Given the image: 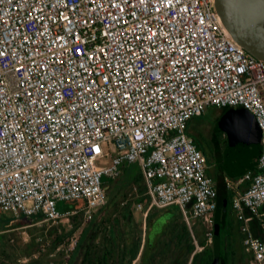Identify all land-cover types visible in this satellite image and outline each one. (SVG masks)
Segmentation results:
<instances>
[{"label":"built area","instance_id":"obj_1","mask_svg":"<svg viewBox=\"0 0 264 264\" xmlns=\"http://www.w3.org/2000/svg\"><path fill=\"white\" fill-rule=\"evenodd\" d=\"M212 3L0 0V211L54 223L79 212L58 201L81 200L91 219L107 198L102 177L135 163L144 217L177 205L211 243L216 188L187 123L243 107L262 148L230 205L245 252L264 264V61L227 35Z\"/></svg>","mask_w":264,"mask_h":264},{"label":"trees","instance_id":"obj_2","mask_svg":"<svg viewBox=\"0 0 264 264\" xmlns=\"http://www.w3.org/2000/svg\"><path fill=\"white\" fill-rule=\"evenodd\" d=\"M228 108L237 107H225L224 109L227 110ZM250 171H257V164ZM118 176L123 177L124 181L128 180L127 189H124L119 197H107L105 204L99 208L97 214L92 219H89L88 223L81 230L77 244L73 249V252L81 256L80 264H130L141 251L143 221H133L131 211L127 210L126 214L123 215L122 210L125 204L126 207L130 204L124 202L128 198V190L133 193V201L142 204L143 207L147 206L149 198L145 194L146 187L143 176L135 163L123 164ZM244 176V174H241L236 178ZM109 182H112V178ZM102 184L106 187L107 182L102 181ZM230 193V189H228L226 206L224 209H221L219 227L220 257L218 264H234L235 253L234 243L232 242L235 240V237L231 239L226 237V228L229 224H232L229 219V215H232L229 202ZM128 202H131V200ZM159 210L152 207L148 211L144 222L146 226H149L151 221L160 214L161 211ZM80 215L81 212L72 214V222H75L76 218ZM24 218L26 216L20 215L17 219H4L0 215V264L18 263L21 258L31 257V254L39 250L37 242L34 241L35 239H31V241L25 243L18 250V255L15 253V249L11 245H8V240L10 239L5 236L10 231L7 230H10L11 227L19 226L18 222ZM49 234H54V238L48 245V252L53 250L60 241H63V237L67 233H60L58 227L53 226L49 229ZM157 234L156 243L152 251L148 253V255H153L154 263L211 264L214 259L213 239L211 243H206L205 240L199 241L201 249H196L192 229L187 226L183 218L181 220L177 216L171 215L166 226ZM239 237L241 240L242 236L240 235Z\"/></svg>","mask_w":264,"mask_h":264},{"label":"rangeland","instance_id":"obj_3","mask_svg":"<svg viewBox=\"0 0 264 264\" xmlns=\"http://www.w3.org/2000/svg\"><path fill=\"white\" fill-rule=\"evenodd\" d=\"M226 117V110L224 108H216V107H207L203 113L198 116L193 117L187 123V134L192 138L193 143L196 145L197 149L201 152L205 159L206 163V172L207 174L213 178L214 184L216 180V174L222 170V173L226 177V181L229 184V187H234L236 181L234 177L230 176L228 172L224 169L223 160L227 156V148H228V135L226 131V125L224 118ZM108 161V158L106 159ZM222 165V166H221ZM110 177L104 175L102 177V181L107 182L106 192L107 197L118 196L124 189H127L128 180L124 181V178L121 176L112 178V182L110 183ZM216 186V185H215ZM216 188V187H215ZM128 198L124 201L126 203H130L127 207L126 204L123 206L122 210L123 215L126 214L127 210L131 211L132 220L139 221L142 220V244L144 240H154L155 237L158 236V232L162 230L164 223L159 230H157L156 223L161 215L156 216L150 223L149 226L145 225V218L143 215V210L137 207L138 202L132 200V192L128 190ZM231 199V194L229 195ZM131 200V202H128ZM83 206V202L81 200H60L57 202V209L60 212H65L67 210L78 209L81 212V215L76 218L75 222H72L71 215L62 217L59 221L54 223H36L35 219L31 217H26L20 220L18 223L19 226L11 227L10 232H7L6 238L8 237V245H11L13 249H15V253H18V250L27 242L31 241V239H35L37 242L39 250L31 254V257L21 258L18 263L14 264H32L39 262L41 264H71L73 261L76 252H73L74 247L77 244L78 237L80 235L81 230L88 223V213L85 214L80 207ZM90 211L89 214L95 216L97 211ZM159 211L164 212L165 218L168 217L166 221L170 218L169 216L174 215L179 219H184L182 213L180 212L177 205H170L166 208L160 209ZM77 212V213H79ZM0 215L4 219L15 218L9 213H4L0 211ZM91 218V219H92ZM229 219L232 224L235 226L237 223L235 219V215L232 212V215H229ZM228 219V220H229ZM165 221V222H166ZM186 222V221H185ZM77 224V226H75ZM167 222L165 223L166 226ZM187 224V223H186ZM53 226H57L60 233H67L63 237V241H60L53 250L47 251L48 245L54 238V234H49V229ZM187 226L192 229V234L194 238L195 244L199 246V241L205 240V229L203 224L200 221H195V223L191 220V227L187 224ZM9 227V226H8ZM4 228V227H3ZM2 228V230H3ZM44 229V230H42ZM232 231L235 233L231 234L232 237H235L234 240V250H238L240 237L235 227L232 228ZM230 239V238H229ZM233 243V242H232ZM243 248V246H242ZM142 249V246H141ZM197 249V248H196ZM17 251V252H16ZM235 253V252H234ZM18 255V254H17ZM137 261L135 262V264ZM249 264H254L253 261H249ZM234 264H239L238 260H235Z\"/></svg>","mask_w":264,"mask_h":264},{"label":"water","instance_id":"obj_4","mask_svg":"<svg viewBox=\"0 0 264 264\" xmlns=\"http://www.w3.org/2000/svg\"><path fill=\"white\" fill-rule=\"evenodd\" d=\"M212 6L227 35L240 47L264 61V0H213ZM228 135L227 159H231L238 174L255 168L261 153V129L255 117L245 108H228L224 118ZM216 209L213 224L214 259L220 257L221 209L227 203V186L223 180L216 182ZM156 223L157 230L165 221L162 215Z\"/></svg>","mask_w":264,"mask_h":264},{"label":"crops","instance_id":"obj_5","mask_svg":"<svg viewBox=\"0 0 264 264\" xmlns=\"http://www.w3.org/2000/svg\"><path fill=\"white\" fill-rule=\"evenodd\" d=\"M227 157H229V156H226V158L223 160V164L222 165L224 166V169L228 172V174L230 176L234 177V179L236 181V184H235L234 187H231V186L227 187V192H228V189H230V192H231L230 194H231V196H233V195L243 191L249 185L250 178L246 176L247 173H242V174L245 175L242 178H236V177L240 176L241 174L237 173L238 169L234 168L235 167V165H234L235 163L231 159H227ZM218 179L219 180H223V182H225V180H226V177L222 173V170L216 174L215 185H216V182L218 181ZM230 201H231V199H230ZM247 216L249 218V225H250V229L253 232V234L256 235V236H261L263 234V230H262L260 222L254 217H251L249 215H247ZM233 227H235V230L237 231V233L240 236L241 233L239 232V223H238V221L235 224V226L233 224H229L228 225V227L226 228V234H227V232L232 233V234L235 233V231H232ZM231 238H232V236H230V239ZM233 243H234V240H233ZM242 246L243 245H242V238H241L240 243H239V247L240 248H238V250H236V251L234 250V252H235L234 262H235V260H238L239 264H249L248 262L252 260L251 256H250V254L245 252V250H244V248H242Z\"/></svg>","mask_w":264,"mask_h":264},{"label":"flooded vegetation","instance_id":"obj_6","mask_svg":"<svg viewBox=\"0 0 264 264\" xmlns=\"http://www.w3.org/2000/svg\"><path fill=\"white\" fill-rule=\"evenodd\" d=\"M164 213H165V211L164 212H160V214L159 215H164ZM161 216L159 217V218H161ZM171 216H169V218H170ZM168 219V217L165 219V221ZM160 219H158V221H159ZM163 222L164 223V225H163V227H162V229L165 227V223L167 222ZM231 234L232 233H229V232H227V234H226V236L228 237V238H230V236H231ZM158 237V236H157ZM157 237H155V239L154 240H151V241H149V240H144V242H143V244H142V249H141V251H140V253H139V255H137V257L134 259V260H132V262L130 263V264H135V262L137 261V263L136 264H158L157 262H153V255H148V253H150L151 251H152V249H153V246H154V244L156 243V239H157ZM80 262H81V256L80 255H77V253H76V255L74 256V258H73V261L71 262V264H80ZM69 262H67V264H68ZM32 264H41V263H39V262H36V263H32Z\"/></svg>","mask_w":264,"mask_h":264}]
</instances>
